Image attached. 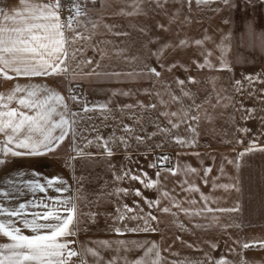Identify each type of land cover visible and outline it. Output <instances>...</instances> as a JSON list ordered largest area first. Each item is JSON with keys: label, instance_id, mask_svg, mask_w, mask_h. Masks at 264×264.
<instances>
[{"label": "crops", "instance_id": "1", "mask_svg": "<svg viewBox=\"0 0 264 264\" xmlns=\"http://www.w3.org/2000/svg\"><path fill=\"white\" fill-rule=\"evenodd\" d=\"M132 3L133 0H103V6L101 0H97L95 5L89 3L88 17L82 18L86 27L81 26L78 29L88 35L92 31L91 24L87 23L88 19L100 25L91 41H79L73 46L82 47L84 51L82 57L78 56L77 61L71 63V68L77 73L81 70L90 72L96 68V62H99L97 71L107 75L67 80L70 88L60 86L55 77H35L30 80L19 77L12 81H4L0 78V92H6L16 82L47 83L67 97L73 85L74 94L81 98L78 106L72 105L69 101V106L74 111H81L85 104L89 107L97 106L94 111L84 115V122L80 127L87 130L83 133L84 139L78 136L76 143L85 152L84 157L94 158L100 163V223L98 224L100 228L82 229L76 236L67 237L68 240L75 241L71 247L77 250L82 246L97 249L103 258L100 264H105L114 256L117 257L118 264H123L119 259L121 256L126 255L128 259L142 257L144 249L130 245L133 247L132 251L126 254L123 251L117 253L115 251L117 241H136L145 248L155 242L161 253V264H165L163 239L158 227L161 228L165 224L167 226L168 221L176 218L177 222L184 220L193 226L199 225L203 229H211L212 233L193 238V242L199 245L198 251L191 255V259L188 254L187 256L183 254L185 258H178L176 264H200V262L209 264L206 253L213 258L212 264L222 257L229 264H239L241 254L248 264H264V249L254 247L245 250L241 247L244 243L264 241V151L248 152L240 157L239 154L245 152L250 143H238L233 135V133H255L254 136L252 135L253 138L261 141L255 142L254 147L257 149L264 147V119H262L264 118V82H262L264 81V50H261L258 42L255 47L245 45L247 23L253 25L256 33L264 32V0H233L236 5L233 8H226L219 3L197 6L195 0H192L191 5L169 0L164 9L156 8L154 4H144L142 5L144 14L122 15V9L127 12L133 11ZM5 5L9 8H18L19 0H8ZM214 8H220V11L213 12L211 9ZM226 19L230 23L225 24L223 21ZM105 24L115 27L109 31L104 27ZM158 25H163L164 28ZM140 29L145 31L142 32ZM117 32L127 35H115L114 33ZM229 34H231V44L227 61L231 71L198 67L205 64L207 51L213 53L208 57L211 64L219 66L217 57L220 56V52L217 50V45L221 43L223 36ZM68 35L72 34L68 33ZM206 36L210 39L205 40ZM181 40L187 43L183 47H178ZM196 40L203 41L202 45L197 46ZM117 50H121L122 54L116 55ZM101 53L106 55L102 57ZM81 59H93L94 63L80 64L78 67ZM173 64L177 67L169 71ZM145 66L156 68L161 73L160 77L130 75L140 73ZM245 76H258L259 79H253L250 83ZM189 77L194 78L195 83H189ZM180 80L185 83L179 84ZM235 81H240V84L237 85ZM185 91L189 92L190 96H184ZM124 92L129 94L123 95ZM173 97L178 99L174 100ZM100 105L106 106L105 109L101 110L98 107ZM126 105L133 107L129 109L125 107ZM153 105L155 107H152ZM196 105H199V108H196ZM241 105L244 109L254 110L252 118H243L247 114L239 110ZM185 111L188 113L187 116L184 115ZM172 112H177L178 115L173 117ZM193 116H197L198 120H192ZM168 120L179 124V127L172 128ZM123 125H128L134 130L133 136L128 137L129 146L125 147L119 142L110 143L112 154L108 155L102 146L104 141L95 138L99 135L104 140L111 141L113 133L117 138L126 135L122 131ZM189 125L195 129V132L189 129ZM93 128L95 130H92ZM160 128H169L171 131L162 133ZM243 129L248 131H242ZM154 132L156 135L148 140L147 136ZM135 135L145 137L144 143L138 145L134 139ZM177 136L192 140L193 146L181 147L176 144L173 137ZM87 140H91L92 143L84 147ZM161 143L162 148L155 147L156 144ZM68 144L69 156H74L72 141L70 140ZM195 153L200 155L197 156ZM165 155L170 156L172 160V167L169 169L176 171V185L173 182L170 184L176 186L177 196H186L187 200L195 201V203L177 204L178 207H172L168 214L158 209L169 207L167 199L162 202V194L169 192V179L173 174L163 171L159 177L156 175L162 161L160 158ZM152 163L157 167H149ZM187 167L195 168L196 172L189 173ZM205 168L211 169L207 177H204ZM21 169L25 174L15 177L18 184L20 181L31 179H39L43 183L45 178L59 176L69 189L63 193V196H77L73 176L54 154L40 161L16 158L0 168V181L13 178L11 174ZM31 170H35L40 175L33 176ZM124 171L137 175L147 173L144 177L145 182L152 180L158 183L152 189H145L139 181L117 180L116 177L123 176ZM205 179L208 183L204 182ZM213 182L215 185L231 187L227 190L213 187ZM193 186L199 191H190L191 194L188 189ZM0 188L7 190V185L0 183ZM129 188L140 189L143 197L124 196L123 193L116 191ZM46 195L56 197L61 194L54 189L35 194L25 190V195L18 196L13 203L39 201ZM202 195L212 202L201 199ZM160 197L161 205L156 204L151 208L144 200L148 198L159 201ZM134 201L137 203H133ZM124 204L134 211L127 213L123 208ZM205 208L213 210L235 208L237 211H203L199 216L186 215L184 211H182L184 216L180 214L182 209L198 212ZM28 211H41V209L30 208ZM121 213L125 215L124 220L117 218ZM148 213L158 217V221H151L152 227L158 229L156 232L125 231V227L135 228L137 225L143 227V221L130 220L128 216ZM212 217L217 218L216 222L212 221ZM116 228H120L123 235L118 234ZM24 233L31 234L27 229H24ZM179 240L178 243H183ZM102 241H109L111 247L105 248L100 243ZM233 241L237 242L233 243ZM6 242V238L0 237V243ZM211 244H216L217 248L213 250ZM73 259L78 264V260ZM86 259L88 264H95L91 256Z\"/></svg>", "mask_w": 264, "mask_h": 264}, {"label": "snow or ice", "instance_id": "2", "mask_svg": "<svg viewBox=\"0 0 264 264\" xmlns=\"http://www.w3.org/2000/svg\"><path fill=\"white\" fill-rule=\"evenodd\" d=\"M177 3H187L191 5L192 0H176ZM95 5L97 0H19L18 8H9L7 5L0 7V78L4 81H12L15 78L24 77H56L59 79L60 86L65 80L73 81L78 77H91L107 75L97 71L99 62H96V68L90 72L80 71L77 73L71 68V63L77 61L78 56H83V48L73 47L77 42H89L96 35V30L100 27L98 23L92 22L90 19L87 23L91 24L92 31L85 35L78 29L85 26V20L82 18L88 17V4ZM169 3V0H133L131 7L132 12L121 10L122 15H142V5L154 4L156 8L164 9ZM213 3H219L226 8H233L236 5L233 0H195L197 6H208ZM103 6V0H101ZM213 12H219L220 8L211 9ZM67 13L66 18H62V13ZM166 14V13H165ZM171 22V21H170ZM225 24L230 23L229 20L223 21ZM105 28L111 31L115 25H104ZM164 28L163 25H158ZM245 45L258 46L264 50V32L256 33L251 23L246 24ZM142 32L144 29H140ZM68 33L72 35L69 36ZM115 35H127V33H114ZM210 37H205L209 40ZM104 43V42H102ZM186 41L181 40L178 47L186 45ZM203 41L196 40L197 46L202 45ZM231 34L225 35L221 39V43L217 45V50L220 52L219 66L212 65L208 57L212 56L211 51H207L205 55V64L198 65V67H209L216 71H231V67L227 61V55L230 51ZM96 50L95 48L93 49ZM116 55L122 54L121 50H117ZM105 53H101L103 57ZM156 55V53H154ZM135 59V58H133ZM93 59H81L78 63L84 65H92ZM177 67L173 64L170 68ZM119 75L118 73H113ZM130 75H142L151 77H160L161 73L156 68H149L145 66L140 73H131ZM245 79L250 83L253 79L259 77L245 76ZM189 83H195L194 78H188ZM264 82V81H262ZM179 84L183 85L185 82L180 80ZM237 85L240 81H235ZM123 95L129 93L124 92ZM184 96H190L189 92H183ZM173 99H178L173 97ZM69 101L72 105H79L81 98L75 95L69 89V95L65 97L55 87L49 86L47 83H14L6 92H0V168L13 162L16 158H28L40 161L42 158L56 153L66 139L71 137L72 152L74 156L69 157V160L75 159L77 156L84 157L86 154L82 148L76 143L79 136L84 139V131L80 125L84 122V115L95 110L97 106L89 107L85 104L81 111H74L69 106ZM104 110L106 106H98ZM126 108L131 109L133 105H126ZM152 107H155L154 105ZM199 108V105L195 106ZM247 115L244 119L252 118L253 109H241ZM167 115V113H162ZM177 112H172L171 116L176 117ZM187 116V111L184 112ZM91 119V117H88ZM264 119V118H262ZM192 120H198L197 116H193ZM172 128H178L179 124L168 120ZM189 129L195 132L194 128ZM92 130H95L94 128ZM162 133H170L169 128H160ZM122 131L126 134L120 137H115L112 134L111 141L104 140L103 137L97 135L96 140H103V147L108 155L112 154L110 143L124 145L128 147V137L133 136L134 130L128 125H123ZM242 131H248L243 129ZM156 133H151L147 136L151 140ZM137 144H143L145 137L140 135L134 136ZM176 144L181 147H192L193 141L186 140L181 137H173ZM242 143V141H237ZM92 141L87 140L84 147L91 145ZM255 142H250L249 147L245 152L239 154L240 157L248 152L256 150L264 151V147H254ZM155 147L162 148L163 144H156ZM179 155V154H178ZM199 156V153H195ZM130 159V158H129ZM162 161H167L169 157L163 156ZM239 159V157H238ZM233 163V161H228ZM239 165L237 164V167ZM149 167L155 168V163L149 164ZM189 173H195L196 169L187 167ZM222 170V169H221ZM163 171H169L173 175L176 174L175 169H165L162 166L157 171V177ZM211 171L210 168L204 169V177L208 176ZM24 171L17 170L12 175L13 178H8L0 183L7 185V190L0 188V237L6 238V243H0V264H76L73 258L78 260V264H88L86 257L91 256L95 264H100L102 256L97 249L92 247H81L80 250L72 248L71 245L75 241L68 240L67 237L76 236L79 232L80 213L78 212V196H63V193L69 189L66 182L59 176L52 178H45L41 183L39 179L23 180L17 183L15 177H21ZM33 176L40 174L35 170H31ZM147 173L141 175L133 174L130 171H124L123 176H117V180L129 179L131 181H139L143 184L145 189H152L158 181L149 180L145 182L144 177ZM167 177H165L166 179ZM187 182V181H185ZM208 183L207 179L204 180ZM213 187H222L227 190L230 185H215ZM47 189H54L55 192L61 195L56 197L45 196L39 201L27 200L14 204L18 196H24L25 190L28 193L35 194L36 192L46 193ZM190 191H199L194 186ZM117 193H123L124 196L134 195L135 197H143L140 189H117ZM164 197L168 196L167 192L162 194ZM201 199H208V197L201 196ZM145 203L149 208L159 203L158 200H151L144 198ZM133 203H137L134 201ZM195 203V201H191ZM178 207V205H174ZM30 208L41 209V211H28ZM127 213H132L133 208L127 204L123 205ZM137 208L139 205L137 204ZM119 211V209H118ZM142 211V209H141ZM158 211L168 214L169 207H163ZM186 215H201V212L213 211H237V209H211L205 208L198 212H190L188 209H182ZM119 220H124L125 215L121 213ZM134 221H143V227L137 225L135 228L125 227L127 232H156L158 229L152 227L151 221H158V217L151 213L146 215H131L127 217ZM217 218L212 217V221L216 222ZM183 228V225H180ZM196 227H199L197 225ZM24 229L30 231L31 234H25ZM115 231L123 235L120 228ZM180 239L179 236L176 237ZM237 241H233L236 243ZM105 248L111 247L109 241L100 242ZM117 247L115 251L125 254L136 248H143V256L135 259H128L126 255L119 259L123 264H161V253L155 242L150 247L137 244L136 241L119 240L116 242ZM193 247V245H188ZM210 247L215 250L216 244H211ZM242 249H250L259 247L264 249V241H253L242 244ZM234 251V249H229ZM209 264H212L213 258L205 254ZM105 264H118L117 257L105 262ZM203 264V262H200ZM214 264H229L225 258L215 260ZM239 264H248V261L241 254Z\"/></svg>", "mask_w": 264, "mask_h": 264}, {"label": "rangeland", "instance_id": "3", "mask_svg": "<svg viewBox=\"0 0 264 264\" xmlns=\"http://www.w3.org/2000/svg\"><path fill=\"white\" fill-rule=\"evenodd\" d=\"M56 79L59 81L58 78ZM63 86L66 88H70V85L68 84L67 80L64 81ZM71 91L73 93L75 91L73 85L71 87ZM233 135L235 136L236 141H242V143L261 141V139L253 138L255 133H233ZM70 140L71 137L66 139L65 142L61 145V147L56 151V153H54V155L58 158V160H60V162L69 170L70 174L73 176L76 194L78 196L77 207L78 212L80 213L79 230L98 229L100 228V226H98V224L100 223V163H98L97 160H95L94 158L89 159L86 157L82 158L79 156L70 161L69 157L71 156H69L68 153V143L70 142ZM171 167L172 160L171 165L169 167L163 168L169 169ZM175 177V175H173V177H170L169 184L173 182V184L176 185ZM175 185L172 186L170 184L168 197L163 196L162 198V202L164 201V199L168 200L167 203L170 209H172V207H175L174 205L177 204L182 205V203H191L190 200H187L186 196H177ZM206 201L212 202V200ZM158 204L161 205V197L159 198ZM180 214L182 216L185 215L182 210L180 211ZM167 224V226L165 224L161 228L158 227L163 239L162 247L165 256V264H176L178 258H185L183 254H186V256L188 254L189 259H191V255H193L195 251H198L199 246H197L196 243L193 242V238H196L197 236H208L212 234L211 229H203L200 226L196 227L197 225L193 226L189 222H186L184 220L183 222H177L176 218L172 219L171 221H168ZM180 225H183V228H181ZM177 236H179L180 238H184V240H179L183 243H178V240L176 239ZM188 245H193V247H189ZM178 253H180V255H178Z\"/></svg>", "mask_w": 264, "mask_h": 264}, {"label": "built area", "instance_id": "4", "mask_svg": "<svg viewBox=\"0 0 264 264\" xmlns=\"http://www.w3.org/2000/svg\"><path fill=\"white\" fill-rule=\"evenodd\" d=\"M7 1L8 0H0V7H3ZM66 16H67L66 12L62 13V18H66ZM165 156L169 157V159L167 161H161L160 166L167 168L171 165V159H170V156H168V155H165Z\"/></svg>", "mask_w": 264, "mask_h": 264}]
</instances>
